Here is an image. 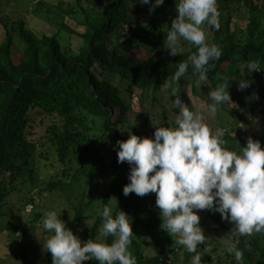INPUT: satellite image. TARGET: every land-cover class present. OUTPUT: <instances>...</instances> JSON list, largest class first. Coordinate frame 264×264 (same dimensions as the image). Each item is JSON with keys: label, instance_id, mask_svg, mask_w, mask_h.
Wrapping results in <instances>:
<instances>
[{"label": "trees", "instance_id": "obj_1", "mask_svg": "<svg viewBox=\"0 0 264 264\" xmlns=\"http://www.w3.org/2000/svg\"><path fill=\"white\" fill-rule=\"evenodd\" d=\"M221 1L217 4L220 27L210 26L213 40L208 43L217 45L222 54L219 59L211 61L213 67L208 72V79L214 87L227 82L226 90L229 87L232 99L230 103L234 99L240 101L238 107L233 106L232 113L237 121L247 125L251 122L250 117L253 118L251 112L257 106L252 96L258 92L264 99V84L261 70L249 74L246 69L241 71V65L256 60L264 67V21L257 19L259 14L264 18V0ZM237 2L245 4L249 13L245 38H239L232 26L231 7ZM93 7L96 8L85 10L83 31H74L63 25L82 38L83 45L77 53L64 51L56 34L38 36L28 28L24 19H18L13 28L5 24V38L0 43V206L25 176L33 179L34 168L30 163L34 151L39 144L50 142L56 145L64 170L41 191L64 192L67 186L70 188L73 181L81 180L83 176L87 187L85 197L93 199L95 177L110 170L111 184L102 197V208L115 197L120 200L121 209L128 216L133 215L129 249L134 252L137 264H180L181 257L175 260L177 254L172 236L160 228L161 217L155 205V193L144 196L123 194V186L129 182L130 165L118 162L117 141L126 140L130 133L141 137L153 135L155 129L137 128L136 125L125 127L133 112L128 94L138 89L143 102L150 89L155 95L165 89L170 90L166 87L168 78L178 63L186 60L196 48L186 46L182 54L170 56L164 47L167 31L149 12V6L138 0H96ZM224 11H227L225 21ZM16 36L22 45L20 53L15 51ZM191 74L189 66L187 76ZM116 78L120 84L115 82ZM185 79L181 78L179 87H183ZM242 79L251 82L243 90L238 87ZM192 92L199 95L195 85ZM183 94L190 110L197 107L185 92ZM199 96L206 100L209 98L208 95ZM97 118L101 120V132L92 133L91 130L97 127ZM46 119L51 121L41 133ZM238 125L235 128L222 127L223 131L226 130L223 139L229 150H237L234 142L246 144L247 137L238 130ZM105 138H110L115 148L102 154V146L107 142ZM256 138L264 141V135ZM123 167L126 171L121 182ZM25 202L23 209L31 203L35 210L33 198ZM84 207L83 204L76 207L71 222L85 217ZM218 214L208 209L198 210L200 218L210 217L222 230L230 232L232 224L222 220ZM101 224L98 214L88 239L97 238ZM139 229L143 231L144 240L150 238L160 247L159 252L144 253ZM229 232L227 236L221 234L223 241L229 238ZM106 239L111 242L113 237ZM214 243L205 241L210 251L202 256V264H237L234 256L223 250L222 243ZM203 247L198 250L203 251ZM237 248L243 252L242 264H264V234L240 237ZM187 255L189 253L185 250L184 259Z\"/></svg>", "mask_w": 264, "mask_h": 264}, {"label": "clouds", "instance_id": "obj_2", "mask_svg": "<svg viewBox=\"0 0 264 264\" xmlns=\"http://www.w3.org/2000/svg\"><path fill=\"white\" fill-rule=\"evenodd\" d=\"M138 2L153 12L164 0ZM175 9L177 14L166 32L164 47L170 56L185 51L183 42L195 46L196 51L178 63L166 84L174 97L171 107L178 109L174 126L156 127L151 137L130 133L126 140L117 141L118 162L130 165L129 182L122 191L125 196L155 193L160 228L193 253L190 264H202V256L210 251L205 245L198 210L218 212L222 220L232 224L229 238L222 241L223 250L242 264L243 252L237 248L239 238L264 234V147L258 139L248 136L245 145H238V151L229 150L224 132L210 128L202 115L190 110L181 99L179 84L181 78H188L189 66L199 89L208 84L211 61L222 54L217 45L207 42L204 27L219 29L220 13L217 0H178ZM262 68L256 60L241 65V71L246 69L249 74ZM250 83L242 79L238 87L243 90ZM226 84L220 83L208 92L209 112L215 113L232 101ZM252 98L258 97L253 94ZM116 208L117 200L99 210L102 224L97 238L83 242L66 227L57 211L45 212L41 225L49 235L42 247L51 254V264H84L89 260L99 264H137L129 249L133 235L130 217L120 209L114 214ZM109 236L113 237L111 242L106 239ZM202 245L203 251L198 250Z\"/></svg>", "mask_w": 264, "mask_h": 264}, {"label": "rangeland", "instance_id": "obj_3", "mask_svg": "<svg viewBox=\"0 0 264 264\" xmlns=\"http://www.w3.org/2000/svg\"><path fill=\"white\" fill-rule=\"evenodd\" d=\"M95 2L96 0H0V43L5 38V24L13 28L17 25L16 21L18 19H24L28 28L33 30L38 36L56 34L64 51L77 53L83 45V40L78 33L63 28V25L74 29V31H83L85 10L91 11L96 8L93 7ZM176 2L178 0H164V3L156 7L152 12L157 23L165 31L168 30L172 19L177 14L175 9ZM221 2V0H217V4H221ZM231 10L233 14L232 26L238 33L239 38H245V28L249 22V13L245 4L242 2L234 3ZM226 19L227 11H224L223 20L225 21ZM257 19L260 22L264 21L261 14L258 15ZM204 27L207 34V42H211L213 40L212 30L210 26L205 25ZM15 38V51L20 53L22 45L17 36ZM186 46L191 45L183 42V47ZM142 52L143 54L146 53L145 51ZM260 72L263 76L264 84V69L262 68ZM187 77L183 87H180L181 99L187 104L183 94L185 92L197 106L194 107L193 111H198L210 128L223 131V126L235 128L236 125L242 124V122L237 121L231 110L233 106L238 107L240 105L239 100L234 99L233 103L227 102L225 107L221 105L222 108H219L215 115V113L208 111V105L211 103L210 98L206 100V98H200L199 96L205 97L210 90L215 88L211 81L208 79V84L202 85L201 88L197 89L199 95H195L192 92V88L195 85L196 77L192 74ZM115 82L120 84L119 78H116ZM205 89L209 91L206 92ZM169 91L165 89L155 95L150 89L146 93L145 101L141 102L140 91L138 89L132 90L128 97L132 100L133 112L127 119L125 127L136 125L137 128L144 127V129L150 130L161 126L167 127V124L170 127L174 126L178 109L171 107V101L174 97H171ZM256 96L258 97L255 98L257 106L253 112L249 111L253 113V118L250 117L251 122L245 125L247 129L242 134L245 137L251 136L258 139L256 136L264 135V99L258 92ZM217 113L221 116L217 115ZM50 121V119L45 120L41 133ZM97 123V127L91 130L92 133L101 132V120L98 118ZM223 132L225 133L226 130ZM104 140H107V142L102 146V154L103 152L113 151L115 144L111 143L110 138H105ZM258 140L261 142V146L264 147V141ZM239 144L245 145L240 141L234 142L237 151ZM100 145L101 143H99ZM107 158L109 159L110 156ZM31 159L30 166L34 168L33 179L29 175L25 176L22 183L18 184L17 188L7 195V198L0 206V264H51V254L42 247L43 240L46 239L49 233L45 232L41 225L44 213L50 210L57 211L60 214V218L65 222L66 227L79 235L82 242L86 241L91 228H89L87 223L91 226L93 225L99 210L102 209V197L111 184L112 174L109 170L95 177L92 189L93 199L85 197L87 187L83 176L81 178L83 182L79 179L73 181L69 185L70 188L67 186L64 192L61 190L41 191L42 187L46 186L50 180L58 178L57 176L64 170V165L59 160L56 145L50 142L39 144ZM125 171L126 168L123 167L121 182L124 180ZM67 180L69 181L70 178L68 177ZM30 198L34 199L36 208L31 213H24L25 200ZM115 200H117L118 208L114 209V214L119 209L122 210L118 198L113 197L110 204ZM81 204L85 206V217L71 222L75 216L76 207L81 206ZM12 210H14V214ZM218 215L220 216V214ZM129 217L132 225L133 215L131 214ZM200 225L205 232V241L212 240L216 245L218 241L220 243L223 241L221 234L227 236L229 232L228 230H222L210 217L200 218ZM138 231L142 235L140 239L144 253L159 252L160 247L150 238L144 240L143 231L141 229ZM176 239L177 237H172L174 250L177 254L175 260L181 257L183 261L181 259L179 261L180 264H190L193 253H189L188 257L186 256L184 259L186 249L182 245L177 244ZM85 264H99V262L97 260H89Z\"/></svg>", "mask_w": 264, "mask_h": 264}, {"label": "built area", "instance_id": "obj_4", "mask_svg": "<svg viewBox=\"0 0 264 264\" xmlns=\"http://www.w3.org/2000/svg\"><path fill=\"white\" fill-rule=\"evenodd\" d=\"M242 125H243L242 127L238 126V130L241 133H245L247 128L244 124H242ZM32 210H33V204L29 203L25 206V209H23V212L24 213H30V212H32Z\"/></svg>", "mask_w": 264, "mask_h": 264}]
</instances>
